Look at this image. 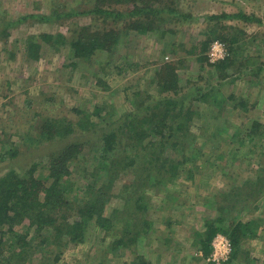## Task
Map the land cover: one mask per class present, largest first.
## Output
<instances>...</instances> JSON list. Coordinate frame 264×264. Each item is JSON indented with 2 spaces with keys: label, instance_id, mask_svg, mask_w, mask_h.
<instances>
[{
  "label": "rangeland",
  "instance_id": "obj_1",
  "mask_svg": "<svg viewBox=\"0 0 264 264\" xmlns=\"http://www.w3.org/2000/svg\"><path fill=\"white\" fill-rule=\"evenodd\" d=\"M167 2L154 19L157 26L171 30L167 39L161 33L140 35L135 29L126 30L120 20L114 23V18L95 25L90 15L62 20L58 10L55 14L60 15L59 22L52 27L29 23L31 20L17 23L10 30L7 42L0 38V148L18 145L21 151H26L24 145H41L12 163L20 167L19 163L26 160L27 163L41 161L51 148L48 145L68 144L39 140L41 124L54 119L75 125L76 133L69 143L82 138L90 145H101L107 129L116 122L122 123L126 113H137L138 102L152 107L169 96L174 97L178 110L183 106L184 110L194 113L187 124V133L183 136L176 132L174 139L183 136L182 145H189L188 149L195 146L204 155L198 160L199 170L189 164L174 185L163 183L157 189H148L146 215L154 226L147 238L150 243L143 242L136 255H145L152 264H211L206 259L195 260L194 257L202 253L191 245L193 233L202 230L204 221L216 215L205 199L229 191L232 184L255 178L264 168V136L251 134L253 122L264 126V0ZM93 3L94 0H0V19L5 14L11 20L25 15L54 17L52 9L57 6L76 14L91 9ZM169 3L176 9L175 13L167 8ZM132 8L127 3L119 7L127 14ZM242 13L251 20L232 17ZM85 28L115 29L119 34L110 50L93 55L90 61L74 58L69 45L56 50L49 42L43 43L40 59L28 58L27 38L60 32L67 39H74ZM212 31L221 35L220 42L225 38L235 41L228 53L237 66L224 72L226 78L220 77L215 66L201 61L199 55L187 53ZM164 63H173L176 67L182 88L179 95L159 91L157 71ZM89 122L96 127L90 132L84 131ZM151 126L144 125L146 129ZM117 139L115 145H129L127 138L119 136ZM232 145L237 149L244 147L246 157H243L244 152L242 156L228 155ZM123 149L127 147H119L115 153L123 156ZM4 168L0 167V175L7 170ZM84 168V172L73 176L74 182L80 185H76L80 189L79 198L84 197L91 182L92 172ZM189 169L195 170L194 173ZM110 173L112 170L105 167L95 169L93 181L97 178L101 182ZM127 177L122 178V174L118 177L122 179L114 183V197L104 211V218L90 224L80 243H69L62 238L61 246L43 244L42 238L34 237V232L26 231L24 226L16 227L19 233H29L34 246L26 264H131L133 256L123 247L117 251L111 247L115 236L121 233L120 227L123 229L121 224L112 227L110 224L114 223L112 211L123 205L118 199L120 192L134 179L132 174ZM176 194L180 200L185 199V203L175 202ZM81 200L76 204L84 205V202L80 204ZM69 214L77 215L75 210ZM254 216L264 220V205ZM245 249L251 264L264 263V224L260 237L249 241ZM244 263L245 260L239 264Z\"/></svg>",
  "mask_w": 264,
  "mask_h": 264
},
{
  "label": "trees",
  "instance_id": "obj_2",
  "mask_svg": "<svg viewBox=\"0 0 264 264\" xmlns=\"http://www.w3.org/2000/svg\"><path fill=\"white\" fill-rule=\"evenodd\" d=\"M168 2L167 0H94L91 9L76 14L67 13L62 6L52 9L54 17L43 14L25 15L19 20H11L5 14L0 19V38L7 42L11 36L10 30L17 23L28 20H31L29 23L52 27L59 22L60 15L55 14L58 10L62 20L73 16L90 15L95 25L99 21L107 22L109 18H114V23L117 24L116 20H120L126 30L135 29L140 35L150 32L161 33L163 38L167 39L171 30L157 26L154 19L161 14L163 6ZM125 3L133 6L129 14L119 9ZM169 5L167 8L175 13L173 11L176 9L170 3ZM232 17L251 20V17L244 13ZM90 30L91 28L81 30L75 38L73 37L74 39H67L60 32L55 34L45 32L31 36L25 43L28 58L40 59L43 54L41 53L43 43L49 42L54 44L56 50L62 45H69L73 48L71 50L74 58L90 61L93 55L110 50L119 34L115 29ZM220 36L215 31L208 33L205 40L198 41L187 53L199 55L201 61L215 66L220 71V77L226 78L224 72L237 66L236 61L230 59L231 55L215 64L210 63L206 55L211 43L221 38ZM230 39L225 38L222 41L229 52L235 44V41ZM170 44L174 45L173 42ZM156 83L161 94L179 95L182 91L179 86L180 78L173 63H164L160 67L157 71ZM137 104V113H126V119L123 117L125 120L122 123L118 125L116 122L114 127L106 130L101 145H95L96 143L90 145L89 142H83L80 137H78L80 140L76 139L69 143L70 137L76 133L73 129L75 125H66L61 119L44 121L41 124L39 140L68 144L48 145L51 148L41 161L33 160L27 163L26 160V163H19L20 167H15L13 161H18L21 155L25 156V152H30L34 147L39 148L41 145H24L26 151H21L18 145H2L0 167H5L7 170L0 175V264H26L30 260L28 253L34 250V246L28 238L29 233H19L16 227L24 226L26 231L34 232V237L42 238L43 244L50 242L51 245L61 246L62 238L69 243L82 242L90 224L94 220L98 219L99 222V219L104 218V211L114 197V183L124 176L129 177L130 174L134 175V179L123 187L118 197L123 205L112 211L114 223L110 224L111 227L121 224L123 229L120 227L121 233H118L120 236H115L116 239L111 243V247L116 251L123 247L133 256L131 264H152L145 255H136L143 242L150 243L147 238L154 226V222L146 215L149 195L147 191L157 189L163 183L174 185V182L181 177L183 168L189 164L194 165L195 170H199L198 160L204 154L202 155V151L195 146L188 149L189 145H182L181 142L183 133H187V124L193 119V110L188 112L183 106L178 110V103L171 96L152 107L148 105L145 107V102ZM145 124L152 126L146 129ZM94 127L96 124L89 122L83 130L90 132ZM176 132H180L183 136L174 139ZM251 134L264 136V126L253 122ZM119 136L127 138L129 145H115ZM171 139L173 142L170 143ZM168 143L171 145H167ZM119 147H127L126 150H122L125 151V155L115 153ZM244 150V147L237 149V146L232 145L229 146L228 155L242 156ZM243 157H246L245 152ZM83 166H85L84 170L90 169L92 175L89 177L91 182L85 190L86 193H83L84 197L79 198L80 189L76 186L78 184L74 182L73 176L84 172ZM104 167L112 170V173L101 182L97 178L93 181L94 170ZM195 170L188 171L194 173ZM260 170L262 173L257 174L255 178L232 184L229 191H222L211 199H205V203L211 204L216 215L207 218L202 230L193 233L191 245L202 253L200 257L197 254L195 260L207 259L212 253L214 238L223 235L229 239L232 247L228 260L223 264H239L244 260L246 262L244 264L252 263L248 259L245 246L249 241L260 237L264 224L263 219L254 216L264 205V168ZM121 174L122 178L119 179ZM179 197V194H176L173 197L174 201L185 203L186 200H180ZM79 200H81L80 204L84 202V205L76 204ZM72 210H75L76 217L69 214ZM107 219L112 223L110 218L105 220Z\"/></svg>",
  "mask_w": 264,
  "mask_h": 264
},
{
  "label": "built area",
  "instance_id": "obj_3",
  "mask_svg": "<svg viewBox=\"0 0 264 264\" xmlns=\"http://www.w3.org/2000/svg\"><path fill=\"white\" fill-rule=\"evenodd\" d=\"M207 56L209 62L215 64L225 60L229 53L226 45L217 40L211 43ZM231 251L232 247L229 239L223 235H217L212 242V253L206 261L211 264H223L228 260Z\"/></svg>",
  "mask_w": 264,
  "mask_h": 264
}]
</instances>
